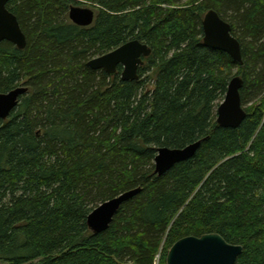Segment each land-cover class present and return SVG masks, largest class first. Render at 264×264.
Listing matches in <instances>:
<instances>
[{"label":"trees","instance_id":"trees-1","mask_svg":"<svg viewBox=\"0 0 264 264\" xmlns=\"http://www.w3.org/2000/svg\"><path fill=\"white\" fill-rule=\"evenodd\" d=\"M89 5L92 25L68 19ZM26 38L0 42V94L28 91L0 120V261L166 264L184 237L220 235L264 264V0H10ZM214 11L240 44L242 65L202 44ZM131 40L147 45L138 80L87 62ZM241 77L238 128L216 124ZM201 141L194 157L154 174L159 148ZM140 188L108 229L87 216Z\"/></svg>","mask_w":264,"mask_h":264},{"label":"water","instance_id":"water-1","mask_svg":"<svg viewBox=\"0 0 264 264\" xmlns=\"http://www.w3.org/2000/svg\"><path fill=\"white\" fill-rule=\"evenodd\" d=\"M10 0H0V42L7 41L17 49L26 47V38L16 17L7 9ZM95 13L92 9L72 6L68 11L69 21L78 27L92 25ZM203 46L227 54L234 62L242 65L240 44L231 34L230 25L223 21L216 12L210 10L201 21ZM151 51L138 40H131L116 49L95 57L87 62L92 70H102L108 76L116 74L121 67V80H138V69L143 65ZM243 81L234 76L228 83L223 101L216 109V124L221 128L235 129L245 119L246 113L241 105L240 89ZM28 89L19 86L7 93L0 94V120H6L16 108L19 98ZM201 141L181 149L159 148L154 158V174L164 175L175 164L194 157ZM140 192L136 188L120 194L99 206L87 216L88 230L96 235L106 231L123 203ZM242 252L239 245L228 244L220 235L204 234L200 237L188 236L176 241L168 250L166 264H235Z\"/></svg>","mask_w":264,"mask_h":264},{"label":"rangeland","instance_id":"rangeland-1","mask_svg":"<svg viewBox=\"0 0 264 264\" xmlns=\"http://www.w3.org/2000/svg\"><path fill=\"white\" fill-rule=\"evenodd\" d=\"M75 7L88 8V9H92L95 12V10L89 5H80V6L79 5H75ZM158 260H159V256L156 257V264L158 263ZM0 264H7V263H4V262L0 261Z\"/></svg>","mask_w":264,"mask_h":264},{"label":"bare ground","instance_id":"bare-ground-1","mask_svg":"<svg viewBox=\"0 0 264 264\" xmlns=\"http://www.w3.org/2000/svg\"><path fill=\"white\" fill-rule=\"evenodd\" d=\"M203 39V38H202Z\"/></svg>","mask_w":264,"mask_h":264}]
</instances>
